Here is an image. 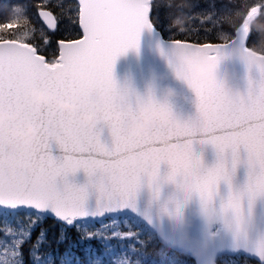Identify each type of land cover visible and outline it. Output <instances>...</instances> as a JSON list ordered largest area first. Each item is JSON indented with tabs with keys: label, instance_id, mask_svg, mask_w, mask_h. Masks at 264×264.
I'll return each mask as SVG.
<instances>
[{
	"label": "snow or ice",
	"instance_id": "obj_1",
	"mask_svg": "<svg viewBox=\"0 0 264 264\" xmlns=\"http://www.w3.org/2000/svg\"><path fill=\"white\" fill-rule=\"evenodd\" d=\"M240 7L239 24L230 10L185 14L199 15L216 29L215 42L186 28V37L173 41L169 65L194 93L197 117L186 123L175 118L174 125L154 122L134 139L124 122L135 119L137 103L154 98L151 90L141 98L118 87L113 68L138 47L142 30L160 25L156 0H78L72 22L79 32L57 40L58 55L51 57V37L25 6L9 5L12 18L0 24V112L19 115L9 128L32 124L40 134L25 144L0 126V264H221L227 253H245L264 264V57L245 63L243 101L225 84L197 81L184 62L204 59L218 66L229 49L257 46L258 40L252 47L247 42L251 23L264 16V2ZM36 9L55 32L58 18L45 0ZM8 29L23 31L3 35ZM56 70L68 75L53 79ZM76 71L84 79L75 78ZM33 89L71 100L79 106L77 117L97 103L113 118L99 115L93 128L78 118L69 122L51 106L32 103ZM209 146L215 154L211 167L203 158ZM241 168L246 180L234 188ZM81 172L83 182L77 180ZM198 203L207 206V222L195 215ZM49 219L58 227L51 239L42 227Z\"/></svg>",
	"mask_w": 264,
	"mask_h": 264
},
{
	"label": "water",
	"instance_id": "obj_2",
	"mask_svg": "<svg viewBox=\"0 0 264 264\" xmlns=\"http://www.w3.org/2000/svg\"><path fill=\"white\" fill-rule=\"evenodd\" d=\"M75 1L78 4V0ZM44 26L46 27V25ZM161 50H163L164 55L161 54ZM172 59L173 40L165 39L153 26L151 31L148 29L142 30L136 49L128 50L116 60L113 68V78L118 87L121 89L127 88L130 92L141 98H147L148 92L151 90L153 98L159 100L165 88L173 89L176 97L169 101L170 110L177 120L181 123H186L197 117L196 99L194 93L187 85L175 78L174 70L169 65V61ZM218 75L225 82L227 88L240 91L246 89L247 78L249 77L248 69L245 64L234 57L230 58L226 56L221 60L218 65ZM252 75L254 78L255 73H252ZM101 138L106 141L107 133H102ZM194 148L199 151L198 146L194 145ZM53 155H60L54 146ZM203 158L205 165L208 167H211L215 163V154L210 146L204 151ZM166 170V166L162 165L161 174H165ZM83 179V173H77V180L83 182ZM245 180L246 172L241 168L233 180V187L243 186ZM219 190L222 196H227L228 190L224 183H221ZM167 191L168 189H165V192ZM234 254L237 253H227L224 255ZM245 255L253 258L256 261L254 264H259L257 258L248 254Z\"/></svg>",
	"mask_w": 264,
	"mask_h": 264
},
{
	"label": "clouds",
	"instance_id": "obj_3",
	"mask_svg": "<svg viewBox=\"0 0 264 264\" xmlns=\"http://www.w3.org/2000/svg\"><path fill=\"white\" fill-rule=\"evenodd\" d=\"M183 25L184 20L177 17L173 20L171 27L176 28L180 32H184L185 28ZM251 30H255L259 33L260 42L258 45L247 51L237 47L231 50L229 54L230 58L234 57L243 64L249 62H262L256 58L264 57V23H259L254 20L251 23ZM176 59L180 61L183 60V57L177 55ZM184 62L190 66L191 73L197 81L210 86L225 84L218 75V66L216 64L204 59H187L184 60ZM93 67L98 68L96 65ZM67 75L68 73L63 70H56L52 74L53 79L56 80L63 79ZM72 75L77 79H84V76L80 71H76L72 73ZM174 76L177 80H183V76L176 72H174ZM229 91L233 98L238 101H243L246 98L245 91L234 90L231 88H229ZM175 97L176 93L173 89L165 88L162 97L159 100L153 99L149 104L143 102L137 103L135 119L124 122L128 135L134 139H139L151 130L154 122H159L161 124L171 123L174 125L175 117L170 110L169 101L173 100ZM29 98L32 103L39 107L48 108L51 106L55 111L66 114L69 122L78 118L80 123L87 128H93L95 126L97 116L99 115H103L108 119L113 118L111 113L102 110L97 103L90 104L86 112L77 117V113L79 112V106L77 104L73 103L71 100H57L49 93L40 89H33L29 93ZM18 119L19 115L16 113H12L8 110L0 112V126L4 128L5 132L16 139L23 141L25 144H32L39 137V128L32 124H24L18 130L8 127L10 122ZM246 164L247 166H253L248 162H246ZM207 211V206L202 203H198L194 210L196 217L204 222H207L208 220Z\"/></svg>",
	"mask_w": 264,
	"mask_h": 264
},
{
	"label": "trees",
	"instance_id": "obj_4",
	"mask_svg": "<svg viewBox=\"0 0 264 264\" xmlns=\"http://www.w3.org/2000/svg\"><path fill=\"white\" fill-rule=\"evenodd\" d=\"M42 0H0V24L9 22L12 18L9 5L22 4L25 6L37 28H43L45 34L51 37V44L46 49V55L51 57L52 55H58L57 40L63 39L69 35H76L79 32L78 24H74L72 21L76 19V6L75 0H45L47 10L53 12L58 18L57 30L55 32L49 31L41 19L37 15L36 5L41 3ZM160 5L159 18L160 25H154V27L162 34L167 40L184 39L187 33L180 32L176 28L171 27L172 22L177 17L184 20L183 27L191 32L192 36H199L200 38H206L209 41L215 42L216 29L213 28L212 22L204 20L202 23V17L199 15L192 19L188 18L185 14H200L201 12H221L230 10L235 17L236 12L241 10V5L253 6L264 2V0H156ZM198 5V6H197ZM259 23H264V16L259 17L257 20ZM235 22L239 24L240 17H235ZM205 29H211V31L205 32ZM225 31H231L232 29L228 25H224ZM23 29H8L3 35L10 33H19ZM36 41L42 43L43 38L40 36L39 31L33 33ZM260 42L259 33L253 30L252 35L248 39V46L252 47L256 41ZM42 227L47 230L48 238L51 239L58 233V227L56 223L49 219L42 224ZM39 229H37V233ZM73 238L75 234L73 233ZM36 233H33V239H35ZM63 250V246H61ZM150 251H154L150 249ZM25 258L27 259V247L25 248ZM221 264H254L256 261L253 258L246 256L243 253H237L234 255H222L220 257Z\"/></svg>",
	"mask_w": 264,
	"mask_h": 264
},
{
	"label": "bare ground",
	"instance_id": "obj_5",
	"mask_svg": "<svg viewBox=\"0 0 264 264\" xmlns=\"http://www.w3.org/2000/svg\"><path fill=\"white\" fill-rule=\"evenodd\" d=\"M249 39V38H248Z\"/></svg>",
	"mask_w": 264,
	"mask_h": 264
}]
</instances>
